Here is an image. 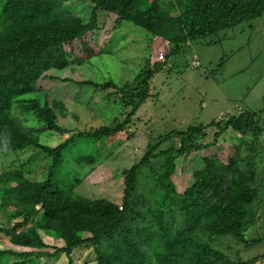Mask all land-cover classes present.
Segmentation results:
<instances>
[{
	"label": "trees",
	"instance_id": "16d2710c",
	"mask_svg": "<svg viewBox=\"0 0 264 264\" xmlns=\"http://www.w3.org/2000/svg\"><path fill=\"white\" fill-rule=\"evenodd\" d=\"M160 2L0 0V156L37 150L50 160L40 181L27 179L17 169L0 173V208L10 205L9 217L15 220L10 227L0 226V234L23 248H0V264H73L71 254L77 247L90 248L94 264L255 261L232 260L198 235L255 241L244 236L256 219L258 202L264 201L256 186L257 146L264 127L255 112L241 111L159 135L136 163L122 171L120 204L73 191L80 181L78 167H92L100 159L96 140L130 122L149 95L150 77L165 61L144 67L130 83L69 77L68 68L99 53L92 39L100 14L162 38L174 52L188 41L264 14V0H168L167 9ZM44 81L89 92L112 88L129 110L114 127L102 125L45 144L40 138L68 132L59 119L69 111L62 97L42 85ZM73 95L85 105L80 93ZM208 128L214 129L212 138L204 143ZM227 137L232 139L226 142ZM169 138L177 139V147L157 150ZM214 146L227 150L221 155L199 153ZM178 157L188 158L183 183L172 177ZM155 158L160 162L153 166Z\"/></svg>",
	"mask_w": 264,
	"mask_h": 264
},
{
	"label": "rangeland",
	"instance_id": "374dc122",
	"mask_svg": "<svg viewBox=\"0 0 264 264\" xmlns=\"http://www.w3.org/2000/svg\"><path fill=\"white\" fill-rule=\"evenodd\" d=\"M160 4L168 8V0H161ZM167 12L171 15L176 13L173 10ZM92 42L96 43L99 53L91 56L89 61L65 71L74 80L130 83L144 67L159 60L165 61L150 77L149 95L130 122L124 125L123 130L96 140L99 161L92 167H78L81 171L80 181L73 191L80 196L89 199L103 197L120 204L122 171L136 163L147 146L168 130L206 124L241 111L255 112L260 125L264 127V14L181 44L176 52L173 45L162 38L151 36L128 21L115 24L112 15L100 14ZM59 83L50 85L44 81L42 85L65 100L69 112L59 120L68 132L59 137L50 135L40 138L45 144H57L74 133L102 125L114 127L129 110L119 93L112 88L89 92L68 85L58 87ZM74 91L81 94L79 98L86 101L85 105L73 99ZM213 130H206L207 135L202 142L211 140ZM231 139L227 137L226 142ZM177 145V139L169 138L157 150ZM223 149L227 150V147ZM223 149L214 146L199 153L208 155L217 152L221 155ZM187 160V157L175 159L172 177L177 183L185 182ZM49 162V158L37 150L7 152L0 156V173L17 169L27 179L40 181L45 178V168ZM159 162L160 158L151 160L153 166ZM71 168H74L73 163ZM263 183L264 135L260 136L256 156V186L264 198ZM263 203L258 202L256 219L244 232L247 240L255 241L247 244L228 235L215 236L203 232H198V235L232 260L255 258L250 264H264ZM11 210L10 205L0 208V226L13 225L15 220L9 217ZM0 248L23 250L11 245L8 236L3 234H0ZM71 258L73 264L95 262L93 251L87 247L75 248Z\"/></svg>",
	"mask_w": 264,
	"mask_h": 264
}]
</instances>
